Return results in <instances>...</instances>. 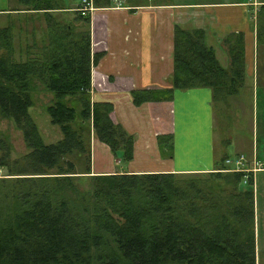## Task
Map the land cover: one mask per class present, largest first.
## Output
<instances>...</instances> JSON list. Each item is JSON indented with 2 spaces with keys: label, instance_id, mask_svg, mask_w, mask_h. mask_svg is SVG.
Listing matches in <instances>:
<instances>
[{
  "label": "trees",
  "instance_id": "obj_1",
  "mask_svg": "<svg viewBox=\"0 0 264 264\" xmlns=\"http://www.w3.org/2000/svg\"><path fill=\"white\" fill-rule=\"evenodd\" d=\"M55 1L17 0L47 23L39 46L19 50L25 61L14 58L9 30H0V119L20 132L26 150L11 158L0 133V264H255L253 186L251 178L243 184L242 173L218 166L201 181L207 196L184 174H90V132L125 163L133 136L110 120L109 103L90 101V68L102 54H91L88 31L51 21L53 12L70 9ZM119 1L131 8L148 3ZM258 3L264 10V0ZM91 4L103 8L112 0ZM234 45L229 58L237 63ZM225 75L201 31L175 27L170 89L133 91L131 103L169 101L172 90L193 87L220 95ZM33 81L52 96L45 113L60 133L54 143L42 142L28 114ZM170 140L156 136L161 154H170ZM222 183L236 193L233 200L221 196Z\"/></svg>",
  "mask_w": 264,
  "mask_h": 264
},
{
  "label": "crops",
  "instance_id": "obj_2",
  "mask_svg": "<svg viewBox=\"0 0 264 264\" xmlns=\"http://www.w3.org/2000/svg\"><path fill=\"white\" fill-rule=\"evenodd\" d=\"M119 3L112 0L111 6L115 7L97 8L90 15V52L101 53L102 57L90 68L89 99L111 105V121L120 124L134 138L132 159L118 167L119 154L113 156L102 144L95 143L98 153L90 155V174H185L175 165L179 163L175 159V145L187 147L195 154L193 162L202 165L200 170L193 167L191 172H211L213 168L225 166V160L231 162L229 149L232 150L236 158H242L241 170L232 172H240L252 180L254 259L257 262L258 196H262V206L264 204V41L261 42L257 34L256 18L258 11L264 18V10L259 9L258 0L147 3L137 8L123 7ZM175 27L201 31L205 47L212 50L215 61L226 72L223 84L236 86L229 96L235 102H245L244 113L235 110L234 121L232 117L224 119L226 122L230 119L233 124L234 139L220 140L218 150L213 141L210 104L214 91L211 88L172 90L168 103L146 102L139 106L131 103L133 91L170 89ZM100 29L104 35L102 43L95 39V31L99 33ZM261 33H264L263 25ZM235 42L241 53L237 63L229 58ZM152 105L156 111H166L173 105L172 119L196 133L185 130L179 135L167 112L163 118H166L164 130L138 122V119L151 118ZM162 134L171 137L169 155L161 154L156 144V136ZM194 137L196 141L190 139ZM151 149L153 155H150ZM91 151H94L93 145ZM188 154L191 153L188 151L186 156ZM186 156L183 163L188 162ZM144 164L154 167L141 169L140 165Z\"/></svg>",
  "mask_w": 264,
  "mask_h": 264
},
{
  "label": "rangeland",
  "instance_id": "obj_3",
  "mask_svg": "<svg viewBox=\"0 0 264 264\" xmlns=\"http://www.w3.org/2000/svg\"><path fill=\"white\" fill-rule=\"evenodd\" d=\"M135 1L140 2V0H129L130 5L131 3ZM190 1L192 2L194 1L214 2V1H229V0H148V4L149 3H153V4L154 3H171V2L183 3V2H190ZM55 2L59 4V8L66 7L70 9L67 10V12H63V11H57L56 13L53 12L51 21L60 26L62 25L68 26L69 30H71L73 33H80L84 31L85 32L88 31L89 41H90V34H91L90 15L93 12V10L97 8H93L91 4L89 5L90 8L88 9V11L83 12L84 16H81L80 10H82L83 7H85L84 4L82 3V0H56ZM90 3H91V0H90ZM118 5H121V4L119 3ZM128 5L127 7L131 8ZM112 7H115V6H107V7H103V9L112 8ZM7 8L9 9L7 10ZM29 9H30L29 7L19 4L17 0H0V30L4 28H7L9 30V37H10V41L12 44V50H14V58L16 60L20 59L21 61H25L24 60L25 56L19 55V50L21 49V51L23 52V49L25 47L28 46L30 48L31 46H33L34 43L37 46H39L40 45L39 41L41 40V38H43L44 30L45 28H47V23L44 20L42 14L32 12ZM3 11H6V13H4ZM257 13H259V11ZM260 14L261 13H259V15ZM82 17H88V24L87 22L81 19ZM102 32L103 30L101 29L99 33H96L95 31V39L99 43L100 42L102 43L104 41V35L102 34ZM260 40L261 42L264 41V33L260 34ZM1 42L2 41L0 38V45H1ZM90 47H91V41H90ZM2 51L3 50L0 48V54L2 53ZM30 52H32V50H30ZM33 83L35 86L32 92L30 93L31 99H32V106L28 109V114L37 128L42 142L44 144L54 143L58 139H60V133L56 126H53L49 123L48 116L45 113L46 106L50 105L52 102V96L51 94L45 92L43 88L38 85L39 83L37 81H33ZM235 87L236 86L225 85V88L222 91L225 92L226 94H224L223 92H220V95H218L217 93L213 94L214 96L210 104L211 111L213 112V141H214V146L217 150L219 147L218 142L220 143V140H222L223 138H224L223 140L228 139L229 141L230 140L232 141V139H234L233 126H232L233 124L230 123V119H228V122H226L224 119L232 117L234 121L233 112L235 110H237V112H243V113L247 110V108L243 105V103L245 102H241V103L239 101L235 102L232 96H229V93L232 92V89H234ZM162 103H168V102L163 101ZM152 106L153 108L151 107V110H152L153 115L151 116V118L147 117L144 119H138V122L141 121L142 124L144 123L145 126H148L150 128L151 127L157 128V126H160L164 130L166 118L165 119L163 118L164 116H166V112H167L170 118L171 124L174 125L173 127L176 128V130L179 132V135L184 133L185 130L196 133V130H192V128L186 126L185 124L178 123V121L176 122L175 119L174 120L172 119V114H173L172 107L174 108L173 105L169 106L166 111L165 109H160L156 111L157 108H155V105H152ZM117 125H120V124H117ZM0 133L4 135L5 137H7L10 143L11 158L13 159L18 158L20 155L26 152L24 145L22 143L20 132L17 131L10 122L0 119ZM90 133L91 134H90L89 143H88L89 159H90V155L92 152L98 153L97 152L98 150L95 147V143L97 144L98 141L96 140L97 141L96 142L94 139L95 137L93 136L92 132ZM157 134H159V132H157ZM190 139L191 140L193 139L194 141L197 140L196 137L190 138ZM92 145H93L94 151H91ZM102 145L104 149H107L110 152V150L104 144ZM104 149H103V152H104ZM174 151L177 152L175 159L177 162H179V163H175V165L178 168L183 169V172H185L184 175H181L179 177L192 178L194 180H197L200 184L199 183L195 184L196 187L200 189V193L203 196L204 195L207 196L208 192L205 191L204 188H201V181H206L207 179L206 176H208V173H213L216 168H213L211 172H205V173L203 171H198V173L191 172L192 170L190 169H192L193 167L196 168L197 170H200V168L202 167V165L193 162L194 159L192 158L195 157V154H192V152L187 147L185 146L180 147L178 145H175ZM188 151L191 154H188L186 156ZM153 154H154L153 149H151L150 155H153ZM229 154H230L229 157L231 159V162L229 160H225L224 165L226 167L228 166L227 168H229L230 172H232L234 168L237 167L235 163L238 158L235 157L234 152L230 149H229ZM185 156H186L185 161L188 160V162L183 163ZM119 161H120V165H118V167H122L123 165H122L121 159ZM140 167L141 169H149L154 166L153 165L151 166L150 164H144V165H140ZM221 172H227V171H221ZM4 174H5L4 171L1 170L0 177H2ZM104 175H107V174H104ZM243 178H245L244 183L246 184V182L248 181L250 177L246 175V176H242V180ZM81 186H84V184L82 183ZM242 187L243 186H241V188ZM221 188L222 189L225 188L226 190L223 192L222 190L219 191L221 192V196L225 200L227 199L233 200V197L235 196L236 193L233 194V191L231 190L232 187L222 183ZM262 201H263L262 196H258L257 214H258V219L261 222L258 221V228H259L257 230L258 235H257V238L255 237V252H256V258H257V262L254 259L255 264H264V204L262 206Z\"/></svg>",
  "mask_w": 264,
  "mask_h": 264
},
{
  "label": "built area",
  "instance_id": "obj_4",
  "mask_svg": "<svg viewBox=\"0 0 264 264\" xmlns=\"http://www.w3.org/2000/svg\"><path fill=\"white\" fill-rule=\"evenodd\" d=\"M82 3L84 4V6L85 7H83V9L82 10H80V14H81V16H84L83 14V12H85V11H88V9L90 8V6L89 5H91V3H90V0H82ZM92 7V6H91ZM241 160H242V158H238L237 159V161H236V163H235V165L237 166L236 168H234V170L233 171H240L241 170ZM228 162V161H227ZM239 166V167H238Z\"/></svg>",
  "mask_w": 264,
  "mask_h": 264
}]
</instances>
